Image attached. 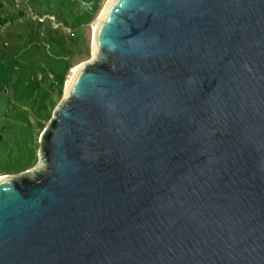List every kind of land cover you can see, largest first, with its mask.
I'll list each match as a JSON object with an SVG mask.
<instances>
[{
    "label": "water",
    "instance_id": "1",
    "mask_svg": "<svg viewBox=\"0 0 264 264\" xmlns=\"http://www.w3.org/2000/svg\"><path fill=\"white\" fill-rule=\"evenodd\" d=\"M93 34L0 177V264H264V0H109Z\"/></svg>",
    "mask_w": 264,
    "mask_h": 264
},
{
    "label": "rangeland",
    "instance_id": "2",
    "mask_svg": "<svg viewBox=\"0 0 264 264\" xmlns=\"http://www.w3.org/2000/svg\"><path fill=\"white\" fill-rule=\"evenodd\" d=\"M108 2L0 0V177L39 164L42 134L73 70L93 59V26Z\"/></svg>",
    "mask_w": 264,
    "mask_h": 264
},
{
    "label": "bare ground",
    "instance_id": "3",
    "mask_svg": "<svg viewBox=\"0 0 264 264\" xmlns=\"http://www.w3.org/2000/svg\"><path fill=\"white\" fill-rule=\"evenodd\" d=\"M104 11H105V9H103ZM103 11V12H104ZM103 14V13H102ZM102 14H101V16H102ZM101 16L99 17V19L96 21V23L94 24V26H93V29L95 30V27H96V25H97V23H98V21L100 20V18H101ZM94 46V45H93ZM78 68H76V69H74L73 70V72H72V74H71V76H70V79H69V83L73 80V78H74V76H75V74H76V70H77ZM68 83V84H69Z\"/></svg>",
    "mask_w": 264,
    "mask_h": 264
},
{
    "label": "trees",
    "instance_id": "4",
    "mask_svg": "<svg viewBox=\"0 0 264 264\" xmlns=\"http://www.w3.org/2000/svg\"><path fill=\"white\" fill-rule=\"evenodd\" d=\"M70 50L69 49H64V52H69ZM68 69H69V65L67 66V68H66V72L64 73V74H66L67 73V71H68ZM62 81H63V78H62ZM62 83V82H61Z\"/></svg>",
    "mask_w": 264,
    "mask_h": 264
}]
</instances>
